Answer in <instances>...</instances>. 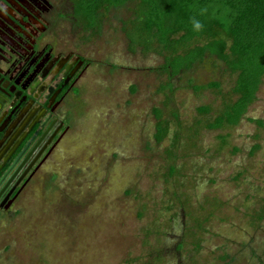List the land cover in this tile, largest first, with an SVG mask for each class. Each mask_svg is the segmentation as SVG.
I'll return each mask as SVG.
<instances>
[{"label":"rangeland","instance_id":"obj_1","mask_svg":"<svg viewBox=\"0 0 264 264\" xmlns=\"http://www.w3.org/2000/svg\"><path fill=\"white\" fill-rule=\"evenodd\" d=\"M131 17V6L111 10L87 35L88 107L57 180L0 222V264H151L155 249L166 251L156 264H264V128L252 122L264 120V82L240 125L194 136L234 77L206 61L189 78L221 88L196 93L176 79L166 104V78L152 72L163 57L130 50ZM155 109L169 121L161 142Z\"/></svg>","mask_w":264,"mask_h":264},{"label":"flooded vegetation","instance_id":"obj_2","mask_svg":"<svg viewBox=\"0 0 264 264\" xmlns=\"http://www.w3.org/2000/svg\"><path fill=\"white\" fill-rule=\"evenodd\" d=\"M78 0H0V222L57 180L94 60ZM92 31V32H93Z\"/></svg>","mask_w":264,"mask_h":264},{"label":"trees","instance_id":"obj_3","mask_svg":"<svg viewBox=\"0 0 264 264\" xmlns=\"http://www.w3.org/2000/svg\"><path fill=\"white\" fill-rule=\"evenodd\" d=\"M76 6L77 15H83L90 29L102 28L105 13L132 7V17L123 22V31L131 51L141 49L145 54L163 57L164 63L152 72L166 78L159 90L165 94L166 104L173 100L176 79L188 77V87L196 93L221 88L219 82L196 85L189 78L206 61L222 66L234 77L231 97L217 111L211 106L198 109L201 115L214 112L215 118L199 124L194 136L200 129L237 127L257 101L264 82V0H78ZM154 112L158 121L155 138L161 142L168 135L169 121L163 118V110ZM252 122L264 128V120ZM168 154L176 159L174 152ZM176 170L172 164L170 177ZM185 245L186 240L181 238L176 252ZM200 247L201 243L197 249ZM164 253L155 249L151 264L162 261Z\"/></svg>","mask_w":264,"mask_h":264}]
</instances>
